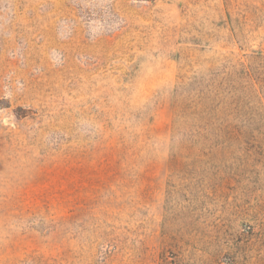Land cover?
I'll return each mask as SVG.
<instances>
[{
	"label": "rangeland",
	"instance_id": "rangeland-1",
	"mask_svg": "<svg viewBox=\"0 0 264 264\" xmlns=\"http://www.w3.org/2000/svg\"><path fill=\"white\" fill-rule=\"evenodd\" d=\"M0 264H264V0H0Z\"/></svg>",
	"mask_w": 264,
	"mask_h": 264
},
{
	"label": "trees",
	"instance_id": "trees-1",
	"mask_svg": "<svg viewBox=\"0 0 264 264\" xmlns=\"http://www.w3.org/2000/svg\"><path fill=\"white\" fill-rule=\"evenodd\" d=\"M0 104H1V102H0Z\"/></svg>",
	"mask_w": 264,
	"mask_h": 264
}]
</instances>
